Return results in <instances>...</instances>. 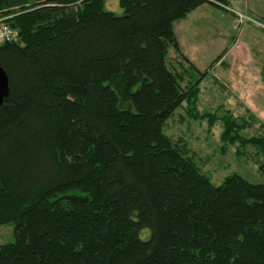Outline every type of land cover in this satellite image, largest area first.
<instances>
[{"label":"trees","instance_id":"16d2710c","mask_svg":"<svg viewBox=\"0 0 264 264\" xmlns=\"http://www.w3.org/2000/svg\"><path fill=\"white\" fill-rule=\"evenodd\" d=\"M118 4L0 0L19 33L0 44V226L14 234L0 264H264V181L232 173L214 185L163 131L184 104L214 123L196 108L206 71L181 52L174 23L229 0ZM220 119L237 154L264 156V122L243 136L249 121Z\"/></svg>","mask_w":264,"mask_h":264},{"label":"rangeland","instance_id":"374dc122","mask_svg":"<svg viewBox=\"0 0 264 264\" xmlns=\"http://www.w3.org/2000/svg\"><path fill=\"white\" fill-rule=\"evenodd\" d=\"M104 1L105 9L117 14L122 12L118 0ZM240 1L241 7L235 0H230L227 9L218 7L222 10L212 9L202 16L193 11L174 23L181 52L200 71H206L199 85L196 108L200 113L215 114L216 119L212 124L208 118L193 119L186 113L184 104L167 120L163 131L174 140L186 142L190 155L214 185H219L232 173L254 183L264 181V165L260 168L264 156L257 154L252 146H246V153L239 155L236 152L238 143H225L220 137L223 129L220 116L227 113L249 121V125L240 131L243 136L259 134L260 122H264V28L256 23H264V0ZM237 13L250 20L239 21ZM221 15L229 20L217 17ZM194 17L199 19L192 32L187 26ZM13 29V41H18V30ZM167 61L173 67H179L178 55L172 48ZM186 84L185 78L182 85ZM248 111L254 118L249 117ZM13 240V225H1L0 244Z\"/></svg>","mask_w":264,"mask_h":264},{"label":"built area","instance_id":"2783aa9c","mask_svg":"<svg viewBox=\"0 0 264 264\" xmlns=\"http://www.w3.org/2000/svg\"><path fill=\"white\" fill-rule=\"evenodd\" d=\"M237 18H239V21H243L244 19H248L245 15L241 14V13H237ZM6 18L4 17H0V44L7 42V41H13L14 36H15V32L14 29L11 28L4 20ZM250 20V18L248 19V21ZM256 22V21H254ZM258 23L260 26H262V28H264V23H260V22H256Z\"/></svg>","mask_w":264,"mask_h":264},{"label":"crops","instance_id":"0c3cea01","mask_svg":"<svg viewBox=\"0 0 264 264\" xmlns=\"http://www.w3.org/2000/svg\"><path fill=\"white\" fill-rule=\"evenodd\" d=\"M237 3V5L239 6V7H241V4H242V2L240 1V0H235ZM229 2H230V0H229ZM212 9H219L220 11L222 10V9H220V8H218V7H216V6H213V5H203V6H201V7H199V8H196L195 10H193V11H196V13H197V16H202V14H204V12H206V11H209V10H212ZM193 11H191L190 13H193ZM187 17V16H186ZM185 17V18H186ZM217 17H221V18H223L224 20H226V21H228L229 19H227L225 16H217ZM225 17V18H224ZM199 19V17H194V18H192L190 21H189V23H188V26L187 27H189V29L192 31V32H194L195 30H196V26H195V22H196V20H198ZM218 20H221V19H219L218 18Z\"/></svg>","mask_w":264,"mask_h":264},{"label":"water","instance_id":"95a60500","mask_svg":"<svg viewBox=\"0 0 264 264\" xmlns=\"http://www.w3.org/2000/svg\"><path fill=\"white\" fill-rule=\"evenodd\" d=\"M8 76L4 69L0 67V105L2 104L5 97L8 95Z\"/></svg>","mask_w":264,"mask_h":264}]
</instances>
